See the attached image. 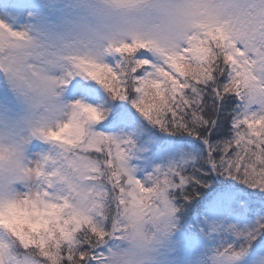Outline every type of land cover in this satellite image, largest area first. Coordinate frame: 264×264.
I'll return each mask as SVG.
<instances>
[{"label": "snow or ice", "instance_id": "obj_1", "mask_svg": "<svg viewBox=\"0 0 264 264\" xmlns=\"http://www.w3.org/2000/svg\"><path fill=\"white\" fill-rule=\"evenodd\" d=\"M243 3L232 20L201 10L174 50L125 43L62 78L26 67L72 112L43 132L64 149L57 170L37 162L43 183L0 190V264H102L129 217L167 241L170 264H264V0ZM24 35L0 21V47Z\"/></svg>", "mask_w": 264, "mask_h": 264}, {"label": "rangeland", "instance_id": "obj_2", "mask_svg": "<svg viewBox=\"0 0 264 264\" xmlns=\"http://www.w3.org/2000/svg\"><path fill=\"white\" fill-rule=\"evenodd\" d=\"M159 13L154 0H110L107 4L102 0H32L23 13L15 10L11 0H0V21L25 34L19 44L26 67L42 70L50 78H62L61 73L70 69L74 58L89 57V53H98L97 59H114L117 54L106 50L107 40L101 39V33L108 27L142 31L146 27L143 22L158 20ZM103 21L114 24L105 26ZM9 55L6 50L0 51V142L22 143L29 167L47 161L45 172L50 174L59 167L64 149L47 139L39 125L49 117L64 121L71 101L66 89L58 85L57 95L37 103L35 94L23 87L19 77L6 66ZM40 183L43 181L39 178L20 182L12 191ZM62 189L58 182L50 191L60 194ZM124 246L121 240L108 241L101 250L106 257L102 264L113 251ZM155 253L153 264H170L172 249L167 241L159 243Z\"/></svg>", "mask_w": 264, "mask_h": 264}, {"label": "clouds", "instance_id": "obj_3", "mask_svg": "<svg viewBox=\"0 0 264 264\" xmlns=\"http://www.w3.org/2000/svg\"><path fill=\"white\" fill-rule=\"evenodd\" d=\"M154 2L160 9V18L155 21L146 19L143 22L146 27L142 31H123L108 27L106 32L101 33V39L107 40L106 50L110 51L119 45L134 41L146 42L149 47H158L165 51L174 50L183 44L186 36L192 31L193 23L205 19L198 15L201 10H217L222 13L220 19L232 20L242 18V10L245 8L243 0H154ZM102 3H110V0H102ZM103 23L105 26L114 24L113 21H103ZM4 50L10 53L6 63L18 70L15 75L19 77L20 84L35 94L37 103L51 100L57 95V85L28 74L24 58L20 54L19 43L14 42L0 47V51ZM88 55L99 58L98 53ZM71 112L72 102H70L69 115L64 121L49 117L39 126L45 131L56 129L71 118ZM24 143L27 141L25 140ZM34 180V173L25 162L23 144L9 145L0 142V190L12 191L17 183ZM125 223L126 228L121 238L125 246L113 251L109 255L107 264H153L155 250L159 247L158 238L142 220L129 217Z\"/></svg>", "mask_w": 264, "mask_h": 264}, {"label": "trees", "instance_id": "obj_4", "mask_svg": "<svg viewBox=\"0 0 264 264\" xmlns=\"http://www.w3.org/2000/svg\"><path fill=\"white\" fill-rule=\"evenodd\" d=\"M112 241H113V240H109V242H112ZM106 244H107V243H106ZM106 244H103V245L100 246L101 250H103V249L105 248Z\"/></svg>", "mask_w": 264, "mask_h": 264}]
</instances>
